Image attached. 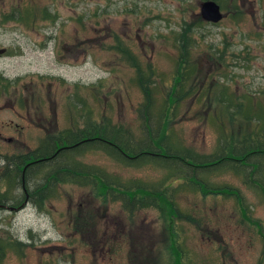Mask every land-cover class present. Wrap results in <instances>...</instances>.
<instances>
[{
    "label": "rangeland",
    "instance_id": "1",
    "mask_svg": "<svg viewBox=\"0 0 264 264\" xmlns=\"http://www.w3.org/2000/svg\"><path fill=\"white\" fill-rule=\"evenodd\" d=\"M202 1L0 0V176L5 157L32 151L68 128L107 119L139 136L143 95L136 63L149 77L157 106L179 78L178 68L187 65L199 70L193 92L226 78L238 94L264 89V0H218L224 18L217 24L201 20ZM182 30H190L184 35L190 41L181 48L174 39ZM193 97L166 131L207 154L219 131L213 123L202 125ZM82 161L134 182L170 175L151 163L125 167L99 152ZM210 178L240 190L260 230L242 222L233 199L184 194L182 210L201 220L184 224L180 233L192 263L260 264L263 198L229 171ZM55 192L42 211L30 203L0 209V239L10 243L0 264H169L159 211L131 217L115 202L103 211L86 189L62 185ZM21 193L14 189L12 196ZM176 200L180 209V194Z\"/></svg>",
    "mask_w": 264,
    "mask_h": 264
},
{
    "label": "trees",
    "instance_id": "2",
    "mask_svg": "<svg viewBox=\"0 0 264 264\" xmlns=\"http://www.w3.org/2000/svg\"><path fill=\"white\" fill-rule=\"evenodd\" d=\"M213 1L219 4L218 0ZM189 31L175 34L174 42L180 41L181 48L188 46L190 36L185 39L184 35ZM188 67L179 71L177 66V77L179 73L180 76L166 92L162 104L157 106L149 77L139 64L134 65L135 79L143 95V102L137 108L139 136L106 119L105 124L59 131L57 135L46 136L32 151L5 157L0 186L6 189L0 193V209L15 211L30 203L42 211L57 187L72 185L86 189L96 204L102 205L103 211L112 202L119 203L131 217L144 210L159 211L164 220L162 248L166 252L163 255L169 258V264H193L180 233L184 224L191 225L193 221L197 224L201 220L182 210L184 194L233 199L242 222L260 230V225L253 223L240 190L231 185L215 184L210 177L221 171L234 173L244 187L264 200V89L238 94L229 86L232 81L223 78V82H212L209 88L203 85L193 92L192 83L199 70ZM191 93L202 125L208 122L218 127L216 148L207 154L187 147L181 139L177 141L173 133L166 131ZM95 152L125 167L151 163L170 175L156 183L123 180L104 168L82 161L86 155ZM22 167H26L24 173ZM31 182L32 186H29ZM22 188L25 195L22 192L21 196H12L14 189L22 191ZM179 194L180 209L176 200ZM172 218L177 219L175 226ZM261 237L264 245V236ZM19 243L15 242L16 245ZM9 246L10 243H2L0 239V262ZM260 264H264V247Z\"/></svg>",
    "mask_w": 264,
    "mask_h": 264
},
{
    "label": "water",
    "instance_id": "3",
    "mask_svg": "<svg viewBox=\"0 0 264 264\" xmlns=\"http://www.w3.org/2000/svg\"><path fill=\"white\" fill-rule=\"evenodd\" d=\"M198 6L199 16L206 23L217 24L224 18L220 6L213 0L202 1Z\"/></svg>",
    "mask_w": 264,
    "mask_h": 264
},
{
    "label": "flooded vegetation",
    "instance_id": "4",
    "mask_svg": "<svg viewBox=\"0 0 264 264\" xmlns=\"http://www.w3.org/2000/svg\"><path fill=\"white\" fill-rule=\"evenodd\" d=\"M209 24H211V23H209ZM17 128H18V127H17ZM25 169H26V167H22V173H24ZM22 187H23V186H22ZM22 192H23L22 194L25 195V191H24L23 188H22Z\"/></svg>",
    "mask_w": 264,
    "mask_h": 264
}]
</instances>
